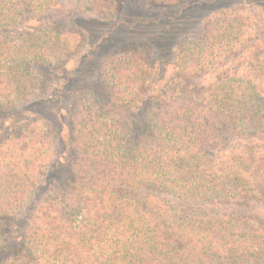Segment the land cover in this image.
Returning a JSON list of instances; mask_svg holds the SVG:
<instances>
[{"label": "trees", "instance_id": "1", "mask_svg": "<svg viewBox=\"0 0 264 264\" xmlns=\"http://www.w3.org/2000/svg\"><path fill=\"white\" fill-rule=\"evenodd\" d=\"M58 5L0 0V264H264V86L243 75L201 96L159 89L140 122L136 98L155 64L143 47L118 52L72 112L68 181L42 182L58 141L38 120L17 127L16 115L42 92L43 69L81 41L39 18ZM240 32L210 24L180 57L207 67L214 42Z\"/></svg>", "mask_w": 264, "mask_h": 264}, {"label": "rangeland", "instance_id": "2", "mask_svg": "<svg viewBox=\"0 0 264 264\" xmlns=\"http://www.w3.org/2000/svg\"><path fill=\"white\" fill-rule=\"evenodd\" d=\"M59 2L52 14L39 18L77 32L81 41L66 61L43 69L47 77L42 92L17 107L16 115L17 127L38 120L58 141L42 182L68 181L72 112L78 100L99 85L101 66L127 48L143 47L156 68L154 77L145 84L149 94L141 92L136 98L135 106L141 107L140 122L151 108L149 97L162 88L198 91L201 96L220 79L225 83L224 78L236 75L246 77V83L264 86V0H181L172 4L121 0V8L114 14L82 8L77 0ZM229 21L241 32L238 38L214 42V58L210 57L207 67L198 66L189 56L180 57L186 56L183 46L208 36L210 24ZM256 67L263 73L255 82L252 73Z\"/></svg>", "mask_w": 264, "mask_h": 264}]
</instances>
